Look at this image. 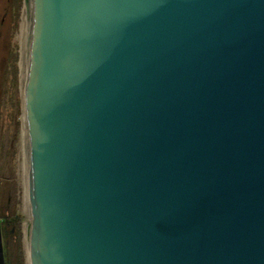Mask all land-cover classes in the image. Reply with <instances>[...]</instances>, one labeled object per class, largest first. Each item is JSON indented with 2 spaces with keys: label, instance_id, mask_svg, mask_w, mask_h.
I'll list each match as a JSON object with an SVG mask.
<instances>
[{
  "label": "water",
  "instance_id": "obj_1",
  "mask_svg": "<svg viewBox=\"0 0 264 264\" xmlns=\"http://www.w3.org/2000/svg\"><path fill=\"white\" fill-rule=\"evenodd\" d=\"M23 6L28 264H264V0Z\"/></svg>",
  "mask_w": 264,
  "mask_h": 264
},
{
  "label": "rangeland",
  "instance_id": "obj_2",
  "mask_svg": "<svg viewBox=\"0 0 264 264\" xmlns=\"http://www.w3.org/2000/svg\"><path fill=\"white\" fill-rule=\"evenodd\" d=\"M17 9L15 0H0V218L8 215L21 220L22 249L25 264H28L26 166L21 126L23 95L21 78L23 65L26 62L25 53L29 49L30 30L23 0H21L18 11ZM16 12H18V19H15ZM22 27L24 31H22ZM11 52L17 56L15 62L17 77L15 80H13L12 74H6L9 71V54ZM11 183L15 184V193L19 196L20 205L6 209L4 201Z\"/></svg>",
  "mask_w": 264,
  "mask_h": 264
},
{
  "label": "trees",
  "instance_id": "obj_3",
  "mask_svg": "<svg viewBox=\"0 0 264 264\" xmlns=\"http://www.w3.org/2000/svg\"><path fill=\"white\" fill-rule=\"evenodd\" d=\"M17 11L21 6V0H15ZM15 19H18V12L15 13ZM17 56L14 53L9 54V71L6 74H12L13 80L17 77V68L15 62ZM6 209H10L14 205H20L19 196L15 193V184L11 183L9 192L5 199ZM1 221V234L2 245L5 264H25L24 252L22 249V232L21 220L13 216H4L0 218Z\"/></svg>",
  "mask_w": 264,
  "mask_h": 264
},
{
  "label": "bare ground",
  "instance_id": "obj_4",
  "mask_svg": "<svg viewBox=\"0 0 264 264\" xmlns=\"http://www.w3.org/2000/svg\"><path fill=\"white\" fill-rule=\"evenodd\" d=\"M30 1V0H29ZM29 7H30V3H29V5H28ZM26 11V10H25ZM24 17V16H23ZM30 18H28V24H29V30H30ZM25 22V21H24ZM25 24V23H24ZM24 24H23V27H24ZM23 27H22V31H24L23 30ZM26 32V31H25ZM29 58V53H28V50H26V53H25V60H27ZM24 158H25V154H24ZM26 178V177H25ZM25 181H26V179H25ZM25 198H26V193H25ZM27 241V240H26Z\"/></svg>",
  "mask_w": 264,
  "mask_h": 264
}]
</instances>
